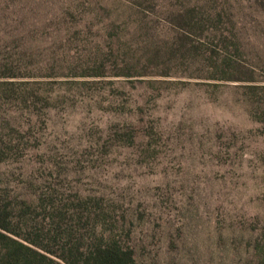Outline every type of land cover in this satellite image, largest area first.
Listing matches in <instances>:
<instances>
[{
  "label": "rangeland",
  "instance_id": "374dc122",
  "mask_svg": "<svg viewBox=\"0 0 264 264\" xmlns=\"http://www.w3.org/2000/svg\"><path fill=\"white\" fill-rule=\"evenodd\" d=\"M251 3L0 0V233L51 261L35 264L113 245L135 264H264Z\"/></svg>",
  "mask_w": 264,
  "mask_h": 264
},
{
  "label": "trees",
  "instance_id": "16d2710c",
  "mask_svg": "<svg viewBox=\"0 0 264 264\" xmlns=\"http://www.w3.org/2000/svg\"><path fill=\"white\" fill-rule=\"evenodd\" d=\"M251 2L252 9L257 11V8H260L264 13V0H251ZM0 239L8 242V245L13 248L12 253L9 252L3 255L2 264H35L33 258L48 260L51 262L44 253L28 245H24L20 241L7 237L1 233ZM95 256L94 259H97L99 264H135L132 252H121L115 245L111 246L109 249L98 252Z\"/></svg>",
  "mask_w": 264,
  "mask_h": 264
}]
</instances>
